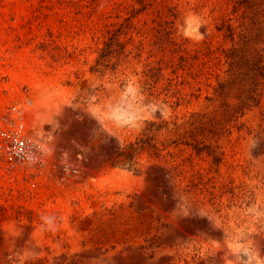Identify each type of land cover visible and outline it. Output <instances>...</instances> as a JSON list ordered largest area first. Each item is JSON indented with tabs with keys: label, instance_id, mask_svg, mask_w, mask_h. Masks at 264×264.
Here are the masks:
<instances>
[{
	"label": "rangeland",
	"instance_id": "1",
	"mask_svg": "<svg viewBox=\"0 0 264 264\" xmlns=\"http://www.w3.org/2000/svg\"><path fill=\"white\" fill-rule=\"evenodd\" d=\"M158 2L175 8L173 41L143 11L144 52L101 73L107 31L136 0H0V104L31 101L49 156L80 166L59 182L58 166L11 178L0 165V264H264V86L242 110L237 87L219 96L178 52L210 49L194 68L225 76L221 49L246 35L264 50V0ZM120 39L127 53L143 38ZM147 61L163 66L153 93Z\"/></svg>",
	"mask_w": 264,
	"mask_h": 264
},
{
	"label": "trees",
	"instance_id": "2",
	"mask_svg": "<svg viewBox=\"0 0 264 264\" xmlns=\"http://www.w3.org/2000/svg\"><path fill=\"white\" fill-rule=\"evenodd\" d=\"M136 2L140 7L136 8L135 5H132V14L125 19L126 22L107 31L108 36L104 41L103 47L99 50L96 64L92 68L93 71H99L102 73L109 68L116 71L118 67L122 65L124 58L129 57L131 53L136 51V56H141V53L144 52V49L146 48L147 40L150 42L149 36L151 31L148 27H144L146 29L143 30H137V26L134 24V18L143 11H152L154 18L152 21L153 27L151 29L156 31V36L159 39L160 37H163L168 41H173L171 34L174 33L175 8L168 5L167 2L159 4L158 0H136ZM226 28L230 31L228 36L234 41L236 37L234 28L230 24L227 25ZM130 29L133 33L135 31L141 33L143 39L140 40L139 44H134L133 48L126 53V42H123L120 39V36L123 33L128 34ZM246 37V35L243 36L240 45H234L232 48L228 49H221L220 54L225 58V62L229 66L225 76L222 75V73H217V70L214 72L207 71L206 60L202 62V67H200V69L194 68L196 61L199 58H205L206 52L210 49L207 48V51L202 49L196 50L194 54L186 48H181V46H179L181 49L178 50V52L181 53L179 59L180 66H182L183 69L189 70L191 74L193 71L196 76L202 74H213L216 76L218 80L216 91L218 92L219 89V96H224L226 91H232L233 88L237 87L239 93L238 98L240 99L242 110L260 104L262 88L264 86V50L259 49L255 45H250V39L246 40ZM131 42L134 43L132 36L128 39V43ZM208 53L211 54L212 52ZM150 57H152V54H150ZM221 60L220 57L219 61ZM126 61L127 60L124 62ZM162 71V65H153L151 61H147L145 64V69L143 70V77L145 80L143 83L145 88L152 93L159 87V82L164 77ZM167 92L173 91L168 90ZM152 125H154V123ZM142 143L145 144L146 140L143 139ZM140 148L144 149L145 145H140L139 147L132 146V151L126 154V156L131 158ZM201 150L202 149H198L200 152ZM121 155H125V153H121Z\"/></svg>",
	"mask_w": 264,
	"mask_h": 264
},
{
	"label": "built area",
	"instance_id": "3",
	"mask_svg": "<svg viewBox=\"0 0 264 264\" xmlns=\"http://www.w3.org/2000/svg\"><path fill=\"white\" fill-rule=\"evenodd\" d=\"M32 102L14 101L8 105L0 104V165L5 176L15 178L35 171L60 167L62 176L59 182L67 180V176L79 173V162L60 161L55 154L47 157L31 140L28 118ZM54 158V159H53Z\"/></svg>",
	"mask_w": 264,
	"mask_h": 264
},
{
	"label": "bare ground",
	"instance_id": "4",
	"mask_svg": "<svg viewBox=\"0 0 264 264\" xmlns=\"http://www.w3.org/2000/svg\"><path fill=\"white\" fill-rule=\"evenodd\" d=\"M29 127V125H28ZM30 129V127H29ZM30 137L31 140L34 142V144L45 153V155L49 158H51L52 156H49V154L52 151V144H51V140L48 137H45L43 134H41V132H34L30 129ZM54 159V158H53ZM231 260L235 261L236 258L234 255H231ZM255 264H260V263H255Z\"/></svg>",
	"mask_w": 264,
	"mask_h": 264
},
{
	"label": "water",
	"instance_id": "5",
	"mask_svg": "<svg viewBox=\"0 0 264 264\" xmlns=\"http://www.w3.org/2000/svg\"><path fill=\"white\" fill-rule=\"evenodd\" d=\"M155 111L158 113V114H160L162 111H163V107L162 106H160V105H155Z\"/></svg>",
	"mask_w": 264,
	"mask_h": 264
}]
</instances>
